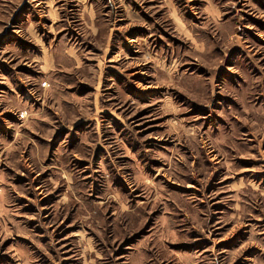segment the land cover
Here are the masks:
<instances>
[{"label": "rangeland", "instance_id": "rangeland-1", "mask_svg": "<svg viewBox=\"0 0 264 264\" xmlns=\"http://www.w3.org/2000/svg\"><path fill=\"white\" fill-rule=\"evenodd\" d=\"M41 1L0 0V264H264V0Z\"/></svg>", "mask_w": 264, "mask_h": 264}, {"label": "crops", "instance_id": "crops-1", "mask_svg": "<svg viewBox=\"0 0 264 264\" xmlns=\"http://www.w3.org/2000/svg\"><path fill=\"white\" fill-rule=\"evenodd\" d=\"M39 2H43V1L39 0ZM46 5H48V2H47V4H46ZM50 9H52V8H49V10H50Z\"/></svg>", "mask_w": 264, "mask_h": 264}]
</instances>
